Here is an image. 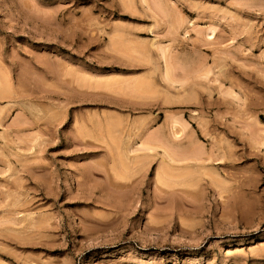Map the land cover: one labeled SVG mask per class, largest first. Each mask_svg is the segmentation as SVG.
<instances>
[{
    "label": "rangeland",
    "instance_id": "obj_1",
    "mask_svg": "<svg viewBox=\"0 0 264 264\" xmlns=\"http://www.w3.org/2000/svg\"><path fill=\"white\" fill-rule=\"evenodd\" d=\"M0 264H264V0H0Z\"/></svg>",
    "mask_w": 264,
    "mask_h": 264
},
{
    "label": "bare ground",
    "instance_id": "obj_2",
    "mask_svg": "<svg viewBox=\"0 0 264 264\" xmlns=\"http://www.w3.org/2000/svg\"><path fill=\"white\" fill-rule=\"evenodd\" d=\"M167 70L170 71L169 69H167ZM168 71H167V74H169V76H170L171 74H170ZM172 76H173V75H172ZM166 77H167V76H166ZM168 79H170V78H168ZM171 80H172V79H171ZM149 142H150V141H149ZM155 147H156V146H155ZM147 148L149 149V147H147ZM151 151H153V150H151ZM135 152H136V151H135ZM189 159H190V158H189ZM192 159H193V158H192ZM173 161H174V160H173ZM178 161H179V160H178ZM178 161H177V162H178ZM174 162H175V161H174ZM175 163H176V162H175ZM171 164H172V163H171ZM164 183H165V182H164ZM166 183H167V182H166ZM167 185H168V184H167ZM8 221H9V220H8ZM2 223H3V222H2ZM14 225H15V224H14ZM7 228H9V227H7ZM7 228H6V229H7ZM6 229H5V230H6ZM13 229H14V228H13ZM5 230H4V231H5ZM5 234H6V233H5ZM2 236H3V235H2ZM1 246H2V245H1ZM2 247H3V246H2ZM4 253H5V252H4Z\"/></svg>",
    "mask_w": 264,
    "mask_h": 264
}]
</instances>
